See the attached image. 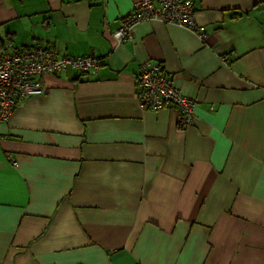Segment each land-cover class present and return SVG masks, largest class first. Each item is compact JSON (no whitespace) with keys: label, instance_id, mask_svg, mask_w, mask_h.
<instances>
[{"label":"crops","instance_id":"1","mask_svg":"<svg viewBox=\"0 0 264 264\" xmlns=\"http://www.w3.org/2000/svg\"><path fill=\"white\" fill-rule=\"evenodd\" d=\"M137 1L0 0L1 52L100 63L0 123V264H264V0H192L204 41L143 22L116 44ZM144 61L195 101L189 126L139 107Z\"/></svg>","mask_w":264,"mask_h":264},{"label":"built area","instance_id":"2","mask_svg":"<svg viewBox=\"0 0 264 264\" xmlns=\"http://www.w3.org/2000/svg\"><path fill=\"white\" fill-rule=\"evenodd\" d=\"M194 12L192 0H139L121 19L112 37L116 44H121L132 38L136 24L161 22L184 28L204 41L206 32L195 22ZM97 69L98 64L92 56H57L43 48L0 52V123L8 120L19 100L46 92L43 76H58L65 71L88 73ZM135 79L140 108L155 111L173 107L177 111L178 126L185 128L191 124L195 101L174 86L171 77L158 63L142 62Z\"/></svg>","mask_w":264,"mask_h":264},{"label":"rangeland","instance_id":"3","mask_svg":"<svg viewBox=\"0 0 264 264\" xmlns=\"http://www.w3.org/2000/svg\"><path fill=\"white\" fill-rule=\"evenodd\" d=\"M195 22H196V20H195ZM197 23V22H196ZM199 25V24H198ZM195 35V34H194ZM207 37V36H206ZM113 38V37H112ZM30 48H34V47H30ZM49 50V49H48ZM70 57H75V56H70ZM94 59L96 60V62H97V64H98V69L100 68V63H99V60L97 59V58H95L94 57ZM159 64V66L161 67V69H162V71H164L165 72V69H164V67L162 66V64H160V63H158ZM97 69V70H98ZM75 73H78V72H75ZM88 73H91V72H88ZM88 73H84V74H88ZM166 73V72H165ZM167 74V73H166ZM46 87V86H45ZM47 89V88H46ZM139 105V104H138ZM140 107V106H139ZM11 116V115H10Z\"/></svg>","mask_w":264,"mask_h":264},{"label":"trees","instance_id":"4","mask_svg":"<svg viewBox=\"0 0 264 264\" xmlns=\"http://www.w3.org/2000/svg\"><path fill=\"white\" fill-rule=\"evenodd\" d=\"M193 6H194V4H193ZM26 48H28V47H24L23 49H26ZM30 48V47H29ZM22 49V48H21ZM5 50V48H4V45H3V42L2 41H0V52L1 51H4ZM84 73H78V75L79 76H82ZM76 81H79L78 80V77L76 78Z\"/></svg>","mask_w":264,"mask_h":264}]
</instances>
